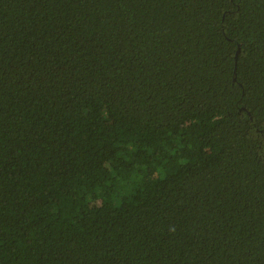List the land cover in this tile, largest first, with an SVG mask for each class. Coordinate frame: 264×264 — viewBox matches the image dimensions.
<instances>
[{"label": "trees", "instance_id": "16d2710c", "mask_svg": "<svg viewBox=\"0 0 264 264\" xmlns=\"http://www.w3.org/2000/svg\"><path fill=\"white\" fill-rule=\"evenodd\" d=\"M0 264H264V0H0Z\"/></svg>", "mask_w": 264, "mask_h": 264}, {"label": "water", "instance_id": "95a60500", "mask_svg": "<svg viewBox=\"0 0 264 264\" xmlns=\"http://www.w3.org/2000/svg\"><path fill=\"white\" fill-rule=\"evenodd\" d=\"M237 59H238V56H237Z\"/></svg>", "mask_w": 264, "mask_h": 264}]
</instances>
